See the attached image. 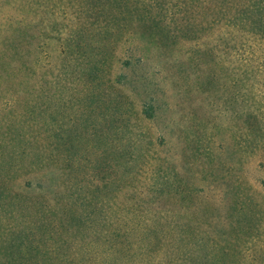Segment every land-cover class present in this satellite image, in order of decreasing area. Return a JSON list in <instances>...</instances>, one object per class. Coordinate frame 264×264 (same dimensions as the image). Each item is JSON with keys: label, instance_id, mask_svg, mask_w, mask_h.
Returning a JSON list of instances; mask_svg holds the SVG:
<instances>
[{"label": "rangeland", "instance_id": "374dc122", "mask_svg": "<svg viewBox=\"0 0 264 264\" xmlns=\"http://www.w3.org/2000/svg\"><path fill=\"white\" fill-rule=\"evenodd\" d=\"M0 264H264V0H0Z\"/></svg>", "mask_w": 264, "mask_h": 264}]
</instances>
